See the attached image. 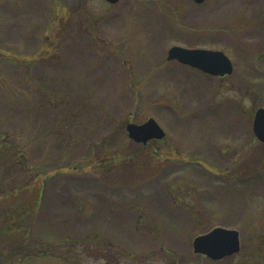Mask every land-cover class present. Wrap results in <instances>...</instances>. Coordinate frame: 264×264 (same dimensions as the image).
<instances>
[{
  "label": "rangeland",
  "instance_id": "rangeland-1",
  "mask_svg": "<svg viewBox=\"0 0 264 264\" xmlns=\"http://www.w3.org/2000/svg\"><path fill=\"white\" fill-rule=\"evenodd\" d=\"M174 46L221 51L233 72L168 61ZM261 107L264 0H0V133L52 171L35 229L51 255L37 264H138L136 254L207 264L193 240L216 223L241 233L240 257L264 254ZM149 118L168 151L146 158L155 177L102 180L95 149L114 133L111 148L140 149L125 126Z\"/></svg>",
  "mask_w": 264,
  "mask_h": 264
},
{
  "label": "trees",
  "instance_id": "trees-1",
  "mask_svg": "<svg viewBox=\"0 0 264 264\" xmlns=\"http://www.w3.org/2000/svg\"><path fill=\"white\" fill-rule=\"evenodd\" d=\"M49 59L54 61L53 57ZM117 135L104 140L98 153L95 149L94 158L89 160L92 169L99 170L104 181L113 176V186L129 185L131 181L130 186L134 187L141 185V180L154 178L157 168L147 167L146 158L168 152L160 146L161 141L137 144L138 150L126 145L111 148V140L116 141ZM17 139L16 134L0 133V254H7L8 264H37L39 258L51 255L52 243L38 240L35 229L52 171L33 161L27 146Z\"/></svg>",
  "mask_w": 264,
  "mask_h": 264
},
{
  "label": "water",
  "instance_id": "water-1",
  "mask_svg": "<svg viewBox=\"0 0 264 264\" xmlns=\"http://www.w3.org/2000/svg\"><path fill=\"white\" fill-rule=\"evenodd\" d=\"M106 1L116 4L119 0ZM194 2L201 4L205 0H194ZM168 60L178 61L216 77L231 75L233 72L232 61L221 51L174 46L168 52ZM253 126L256 137L264 143V108H259L256 111ZM126 131L131 140L144 145L152 140H162L166 137V132L154 118H149L143 124L128 123ZM193 249L196 254H204L213 259L237 253L240 250L239 232L217 227L208 234L196 237Z\"/></svg>",
  "mask_w": 264,
  "mask_h": 264
},
{
  "label": "flooded vegetation",
  "instance_id": "flooded-vegetation-1",
  "mask_svg": "<svg viewBox=\"0 0 264 264\" xmlns=\"http://www.w3.org/2000/svg\"><path fill=\"white\" fill-rule=\"evenodd\" d=\"M229 76H231V75H229ZM229 76L218 77V78H225V77H229ZM252 130H253V133L255 135L254 126L253 125H252ZM255 137H256V135H255ZM256 139L258 140L257 137H256ZM260 143H262V142H260ZM262 144H264V143H262ZM212 172L214 174L218 175L219 177L220 176L221 177L222 176L225 177V179H231V178L235 179V177H237V178H241V177L245 178V177H248L247 175L252 174L251 171L250 172L242 171L240 173H234L233 172L232 174H229V172L228 173L227 172H214V171H212ZM194 198H195V202H196V203L193 204L194 208L198 209L197 197L195 196ZM183 205H184V203H183ZM186 206H188V205H186ZM187 210L190 211L191 209L189 208ZM192 213H193V211H192ZM194 217L197 218L196 216H194ZM201 221H203V220H201ZM201 221L198 224H201ZM210 225H214V228L225 227V225L220 224V223L210 224ZM213 229H211V230H209V231H207L205 233L198 234V235L195 236V238L197 236L208 234ZM225 229H227V228H225ZM229 230H233V229H229ZM239 240H240V250H239V252L234 253V254H227V255H224L222 257H218L216 259L210 258V257H208V256H206L204 254H193V255L197 256L198 258H201L202 260L203 259L206 260L208 262L207 264H264V254H242L243 257H240L241 252H242V240H241V233L240 232H239ZM121 255L124 256V255H127V254H121ZM218 255H220V254H218ZM134 257L137 258L136 262L138 264H157V263H160V264H174L175 263L176 264V258L177 259L178 258L180 259L182 257H183V259L185 258V256H182V255H181V257L180 256L177 257L176 254H159L158 256H156V254H141V255L140 254H138V255L136 254V256H134ZM122 258H124V257H122ZM186 264H203V263L202 262L197 263L196 261H189Z\"/></svg>",
  "mask_w": 264,
  "mask_h": 264
}]
</instances>
